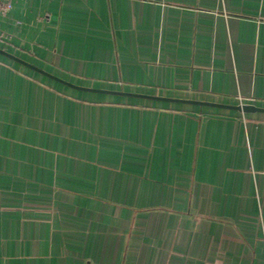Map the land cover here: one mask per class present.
<instances>
[{
  "label": "crops",
  "instance_id": "1",
  "mask_svg": "<svg viewBox=\"0 0 264 264\" xmlns=\"http://www.w3.org/2000/svg\"><path fill=\"white\" fill-rule=\"evenodd\" d=\"M0 49V264H264V0H13Z\"/></svg>",
  "mask_w": 264,
  "mask_h": 264
},
{
  "label": "water",
  "instance_id": "2",
  "mask_svg": "<svg viewBox=\"0 0 264 264\" xmlns=\"http://www.w3.org/2000/svg\"><path fill=\"white\" fill-rule=\"evenodd\" d=\"M0 52H1V53H4V54H6V55H8V56H10V57H12V58H14V59H17V60H19V61H22V60H20L19 58L15 57V56H13V55H11V54H9L8 52H6V51H4V50H1V49H0ZM22 62H24V61H22ZM24 63L30 65V64L27 63V62H24ZM48 75H51V74H48ZM52 77L57 78L56 76H53V75H52ZM57 79L61 80L60 78H57ZM61 81L67 83V82L64 81V80H61ZM82 88H83V87H82ZM86 89H91V90H96V91H106V90L94 89V88H86ZM236 107H237L238 109L244 111V112H246V111H248V110H263L262 108L256 107V106H254V105H249V104H241V105L236 106Z\"/></svg>",
  "mask_w": 264,
  "mask_h": 264
},
{
  "label": "built area",
  "instance_id": "3",
  "mask_svg": "<svg viewBox=\"0 0 264 264\" xmlns=\"http://www.w3.org/2000/svg\"><path fill=\"white\" fill-rule=\"evenodd\" d=\"M13 8V0H0V16L8 14Z\"/></svg>",
  "mask_w": 264,
  "mask_h": 264
}]
</instances>
